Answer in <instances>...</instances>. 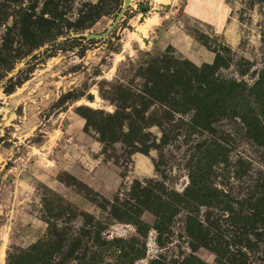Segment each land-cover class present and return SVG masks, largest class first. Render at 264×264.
<instances>
[{"label":"rangeland","instance_id":"obj_1","mask_svg":"<svg viewBox=\"0 0 264 264\" xmlns=\"http://www.w3.org/2000/svg\"><path fill=\"white\" fill-rule=\"evenodd\" d=\"M0 0V264H264V0Z\"/></svg>","mask_w":264,"mask_h":264},{"label":"water","instance_id":"obj_2","mask_svg":"<svg viewBox=\"0 0 264 264\" xmlns=\"http://www.w3.org/2000/svg\"><path fill=\"white\" fill-rule=\"evenodd\" d=\"M132 0H123L122 2V6L119 10V12L117 13V15L115 16L114 21L112 22V24L103 32L100 34H94V33H90V34H84V33H80L77 34V37H82V38H86V39H103L105 37H107L108 35H110L115 28L119 25V23L122 21L123 16L125 15V13L127 12V10L129 9L130 5H131Z\"/></svg>","mask_w":264,"mask_h":264}]
</instances>
